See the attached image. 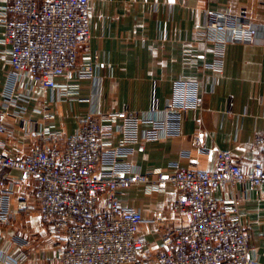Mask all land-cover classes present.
Instances as JSON below:
<instances>
[{
	"label": "built area",
	"instance_id": "2783aa9c",
	"mask_svg": "<svg viewBox=\"0 0 264 264\" xmlns=\"http://www.w3.org/2000/svg\"><path fill=\"white\" fill-rule=\"evenodd\" d=\"M91 12V0H6L1 6L0 42L8 46L4 59L11 82L0 90V225L10 224L16 213L27 215L30 199H36L44 225L60 242L51 258L33 264H260L240 202L264 184V162L245 169L231 151L216 146L213 168L173 163L142 172L124 165L128 152L111 139L123 134V147L136 141L143 122L153 128L141 141L159 138L164 125L155 118L157 107L89 110L79 129L63 136L56 113L32 105L34 94L54 90L62 75L95 77L101 62L91 48ZM206 16L196 40L214 45L213 61L200 65L201 78L194 73L176 82V90L191 94L193 102H169L167 117L178 120L190 109H203L206 84L214 85L206 71L222 74L227 45L253 42L259 34L245 9L237 14L207 9ZM183 56L186 66L200 63L191 48ZM208 134L199 132L193 144L201 145ZM17 140L22 146L13 143ZM254 144L264 152V133ZM140 185L149 193L169 185L179 191L172 209L183 222L163 236L155 253L141 231L143 211L123 203L126 190ZM217 190L224 196L217 197ZM26 243L15 253L0 249V264H24Z\"/></svg>",
	"mask_w": 264,
	"mask_h": 264
},
{
	"label": "crops",
	"instance_id": "0c3cea01",
	"mask_svg": "<svg viewBox=\"0 0 264 264\" xmlns=\"http://www.w3.org/2000/svg\"><path fill=\"white\" fill-rule=\"evenodd\" d=\"M5 3L0 0V11ZM207 9L233 14L245 9L259 34L253 42L227 45L222 74L206 71L214 85L206 84L203 109H190L178 120L167 117L163 110L169 102H193L191 94L184 97L176 90V82L194 73L201 78L200 65L213 61L214 45L196 40L207 21ZM91 11V48L100 53L101 62L95 77L62 75L54 90L37 91L32 99V105L56 113V127L63 136L74 134L89 110L107 112L129 107L149 111L157 107L155 118L164 125L159 138L143 143V133L153 128L151 122H143L136 141L123 147V134L111 139L114 146L128 152L124 165L142 172L168 169L173 163L213 168L216 146L231 151L245 169L264 162V152L254 144L255 136L264 133V0H91ZM2 32L0 24V38ZM7 48L0 42V90L7 89L11 82V68L4 59ZM187 48L200 54L199 65L184 64ZM31 116L39 118L41 114ZM201 131L209 134L195 146L194 137ZM13 143L22 146L20 140ZM142 144L144 149L140 150ZM178 192L169 185L166 191L149 193L140 185L128 188L123 196L124 205L143 211L141 231L151 253L161 248L166 233L183 222L172 209ZM215 195L223 197L224 192L217 190ZM30 203L33 213H16L10 224L0 225V249L15 253L27 242L24 264L45 262L60 242L44 225L34 197ZM240 203L243 221L251 225L250 245L264 264V184Z\"/></svg>",
	"mask_w": 264,
	"mask_h": 264
},
{
	"label": "rangeland",
	"instance_id": "374dc122",
	"mask_svg": "<svg viewBox=\"0 0 264 264\" xmlns=\"http://www.w3.org/2000/svg\"><path fill=\"white\" fill-rule=\"evenodd\" d=\"M15 200H16V199H15ZM16 203H17V201L15 202V204H16ZM30 204H31V203H30ZM32 208H33V207H32V205H31V208H30L29 212L27 213V215H28V214H29V215L31 214ZM33 210H35V209H33ZM32 213H33V211H32Z\"/></svg>",
	"mask_w": 264,
	"mask_h": 264
}]
</instances>
